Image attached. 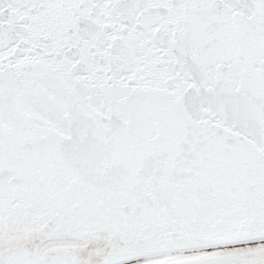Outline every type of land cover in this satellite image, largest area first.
<instances>
[{
    "label": "snow or ice",
    "instance_id": "obj_1",
    "mask_svg": "<svg viewBox=\"0 0 264 264\" xmlns=\"http://www.w3.org/2000/svg\"><path fill=\"white\" fill-rule=\"evenodd\" d=\"M0 264H264V0H0Z\"/></svg>",
    "mask_w": 264,
    "mask_h": 264
}]
</instances>
